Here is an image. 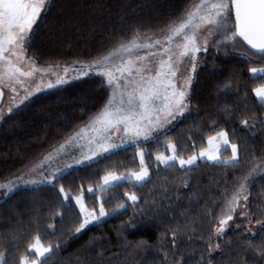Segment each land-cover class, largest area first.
Here are the masks:
<instances>
[{
  "label": "snow or ice",
  "instance_id": "6c2138e0",
  "mask_svg": "<svg viewBox=\"0 0 264 264\" xmlns=\"http://www.w3.org/2000/svg\"><path fill=\"white\" fill-rule=\"evenodd\" d=\"M54 7L53 0H0V100L6 92L9 97L5 106L0 107V123H7L6 117L20 115L39 93L86 78H98L104 96L93 109L81 116L58 146H53L36 163L26 165L27 170L16 175L15 179L0 182L3 196L9 197L22 187L52 185L58 193L59 209L76 210L78 220L69 229L76 236L90 226H102L110 217L123 214L127 208L133 209L134 217L137 213L144 214L135 189L152 181L145 162V156L151 155L145 151L149 142H166L163 151L159 147L156 149L157 171L161 166L165 170L179 167L187 173L201 163L231 169L243 166L248 154L245 152L242 158L241 150L247 144L233 142L226 128H213L206 136V144L199 147L189 137L190 151L184 155L183 148H178L174 142L169 126L189 112L193 82L203 58L201 53L207 54L209 49L224 56L239 55L252 65L259 61L260 66L250 67L249 72L252 79L264 81V0H185L179 14L161 26L159 34L133 26L127 39L123 33L118 34L112 47L86 62L76 60L71 66L70 77L68 66L56 64L55 68H62V72H54L52 65L47 68L39 66L35 55L30 54L43 15ZM236 90L231 80L218 89L225 94ZM252 91L264 109V83ZM223 112L225 123L236 119L237 113L229 108L225 107ZM240 124L255 135L253 130L257 124L264 128V117L258 119L252 112L240 119ZM231 131L235 133L236 129ZM127 145L136 150L139 170H106L97 178L96 187L92 184L85 187L81 183L75 192L65 188L62 180L69 170L92 167ZM247 163L249 167L234 173L231 180L224 174V187L220 190L222 203L217 213L213 215L211 208L205 211L204 215L210 217L212 230L198 260H186V250L177 248L181 236L188 241L204 240L202 234L196 236L195 226L165 228L160 232L158 243L150 245L144 240H128L125 230L136 227L129 219L118 231L121 246L154 247L166 264H212L214 251H227L213 237L230 244L231 239L226 238L228 230L240 229L236 232L237 254L233 257V264H264V179L261 180V198L250 199L253 182L257 177L264 178V153L257 155L253 151ZM129 182L132 190H125L126 199L106 208L111 197L103 194L124 188ZM229 184L231 188L227 187ZM183 187H188L187 181L183 182ZM87 201H92V206ZM151 203L155 207L156 202ZM56 217L63 225L64 211H55L50 216L48 235L54 239L42 240L37 232L23 250L17 246L19 254L11 260L6 255L7 248L0 246V264H48L67 242L61 241L57 235L60 229ZM244 222L246 227H242ZM9 235L13 240L17 239L12 233ZM188 254L195 255V251ZM99 255H103L102 250Z\"/></svg>",
  "mask_w": 264,
  "mask_h": 264
},
{
  "label": "trees",
  "instance_id": "16d2710c",
  "mask_svg": "<svg viewBox=\"0 0 264 264\" xmlns=\"http://www.w3.org/2000/svg\"><path fill=\"white\" fill-rule=\"evenodd\" d=\"M54 8L43 15V22L38 36L30 49L40 66H72L76 60L86 62L97 53L113 46L114 39L123 33L125 39L130 35L133 26L142 30L159 34V28L169 22L171 17L179 14L185 0H53ZM197 70L191 94L190 111L170 129L182 154L190 151L189 137L196 141L197 147L206 144V136L213 128L224 127L229 130L233 142L241 145L243 154L247 152V160L239 169L212 166L201 163L194 171L183 172L179 167L165 170L163 166L157 171L154 157L156 149L164 150V140L149 142L145 148V162L152 177L151 183L145 187H137L136 195L140 197L144 214L133 216V209L120 215L112 216L100 227L93 226L81 235L73 236L69 229L78 220L76 210L59 209V197L52 185H41L17 191L12 196L0 201V246L7 248L9 259L18 256L26 242L39 232L42 240L54 239L48 235L47 228L50 216L55 211H64L65 220L60 225L57 235L63 244L56 256L48 264H166L162 255L154 247L135 249L134 244L121 246L122 238L118 235L120 226L132 219L136 227L125 230L129 241H147L150 245L158 243L160 232L168 227L188 225L195 226L196 236H204V240H186L183 236L177 248L186 250L185 259L198 260L199 253L206 248L212 230L210 217L204 215L211 208L215 215L221 200V188L224 187L225 173L231 180L234 173L242 172L249 167L253 151L257 155L264 153V128L257 124L255 135L242 127L240 119L255 112L257 118L264 117V109L256 101L253 88L264 83L260 79H252L249 68L260 66L248 64L239 55L224 56L215 54L209 49ZM232 81L237 90L225 94L218 91L224 83ZM104 96L99 87V79H84L56 89L33 100L30 107L15 118L7 117V123H0V182L15 179L16 175L26 171V165L36 163L42 155L53 146H58L63 137L68 135L71 127L79 122L81 116L93 109ZM227 107L237 113L236 119L225 123L223 109ZM213 120L216 121L213 124ZM235 128V133L231 129ZM168 155V152H165ZM139 158L134 147L128 146L108 159H103L92 167L74 168L65 174L62 183L66 189L74 192L83 183L85 187L92 184L96 187L97 178L106 170L121 171L138 169ZM257 177L252 184L253 196L259 200L261 180ZM187 181L188 187H183ZM231 188V185H227ZM167 189L166 191L164 189ZM125 190H132L129 182L124 188L103 195L111 197L106 208L125 200ZM87 196V193H86ZM155 201V207L152 201ZM148 201V203H144ZM92 206V201H87ZM215 204V207L212 205ZM158 210V211H157ZM38 221V227H37ZM231 223V222H230ZM246 222L242 227H246ZM240 229H229L224 239L218 240L227 251H214L212 264H233L237 254L236 232ZM12 233L17 239L13 240ZM170 239V236H169ZM103 255H99L100 251ZM195 251V255H189ZM80 259H77V258Z\"/></svg>",
  "mask_w": 264,
  "mask_h": 264
},
{
  "label": "rangeland",
  "instance_id": "374dc122",
  "mask_svg": "<svg viewBox=\"0 0 264 264\" xmlns=\"http://www.w3.org/2000/svg\"><path fill=\"white\" fill-rule=\"evenodd\" d=\"M43 15V14H42ZM39 65V64H38ZM40 66V65H39ZM44 67V66H43ZM48 66H46L45 68H47ZM198 69H199V67H198ZM197 69V70H198ZM52 71H54V72H62V68H55V66H53L52 67ZM72 75V72H71V66H69V77ZM49 77H45V79H48ZM87 79V78H86ZM76 82V81H75ZM194 83V82H193ZM194 85V84H193ZM64 87V86H63ZM193 87V86H192ZM60 88H62V87H60ZM57 89H59V88H57ZM54 90H56V89H53V90H48V91H44V92H41V93H39L37 96H35L34 98H33V100L35 99V98H37V97H39V96H41V95H44V94H46V93H49V92H51V91H54ZM191 97V96H190ZM9 101V97H8V94H7V92L5 93V96H4V98H3V100H0V107H3V106H5V104L7 103ZM6 110V109H5ZM190 111V110H189ZM189 112H187L185 115H187ZM7 118V117H6ZM177 123V121L176 122H174V124L173 125H171V126H169L170 127V129L172 128V127H174V125ZM128 146H131V145H127L126 147H128ZM169 154H170V152H168ZM38 186H41V185H37V186H35V187H38ZM35 187H32V186H28V187H22V188H20L18 191H20V190H24V189H29V188H35ZM13 195V194H12ZM11 195V196H12ZM10 197V196H9ZM8 197H5V196H3V194L2 193H0V201H3L4 199H7ZM91 227H93V226H90L88 229H90ZM88 229H86L84 232H86ZM254 230H255V226H254ZM83 232V233H84ZM83 233H81V234H83ZM81 234H78V235H81Z\"/></svg>",
  "mask_w": 264,
  "mask_h": 264
}]
</instances>
